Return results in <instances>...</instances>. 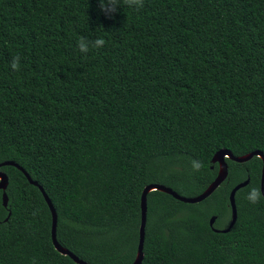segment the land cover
I'll return each instance as SVG.
<instances>
[{
	"label": "trees",
	"instance_id": "obj_1",
	"mask_svg": "<svg viewBox=\"0 0 264 264\" xmlns=\"http://www.w3.org/2000/svg\"><path fill=\"white\" fill-rule=\"evenodd\" d=\"M81 36L106 43L82 53ZM220 149L264 154V0H145L110 15L99 0H0V162L43 187L56 238L78 258L131 264L143 188L200 194ZM226 163L200 202L147 193L140 264H264V199H246L262 160ZM0 170V264H76L53 247L39 189ZM246 178L234 225L214 231L209 218L228 225L229 192Z\"/></svg>",
	"mask_w": 264,
	"mask_h": 264
},
{
	"label": "water",
	"instance_id": "obj_2",
	"mask_svg": "<svg viewBox=\"0 0 264 264\" xmlns=\"http://www.w3.org/2000/svg\"><path fill=\"white\" fill-rule=\"evenodd\" d=\"M253 156H257L262 160V168H261V176H260V187L264 189V154L261 151L255 150L240 156L233 155L229 150L227 149H220L218 150L212 157L211 162L216 163L218 165L217 174L212 182L198 195L196 196H183L179 193H177L172 188L162 185V184H149L145 186L141 192L140 196V224H139V232H138V245H137V251L135 258L131 264H140L142 258H143V242H144V234H145V224H146V215H147V193L152 190H158L164 193H167L171 196H173L175 199L185 202V203H197L208 196L212 194V192L226 179L228 175V166L226 163V158L238 163H243L248 160H250ZM14 166L18 170H20L28 182L32 185H35L39 191L41 192L48 208L51 214V227H50V236H51V242L53 244V247L55 250H57L62 255H67L69 258H71L76 264H90L87 263L80 258H78L73 252L70 250L64 248L60 245L56 238V227H57V214L55 211L54 206L52 205L50 199L46 195L43 187L38 184L35 180H33L29 174L17 163L9 160H5L0 162L1 166ZM249 182V178H246L244 181L237 183L229 192L228 195V202L230 207V220L228 222V225L225 228L218 229L213 227V224L216 220V216L212 215L209 218V225L210 227L216 231V232H227L230 230V228L234 225L236 218H237V210H236V204H235V193L238 189L244 187ZM8 185V177L5 172L0 170V190L2 191V205L3 207H7L8 204V197L6 194V188ZM10 215V211L8 212L5 221L8 219Z\"/></svg>",
	"mask_w": 264,
	"mask_h": 264
},
{
	"label": "clouds",
	"instance_id": "obj_3",
	"mask_svg": "<svg viewBox=\"0 0 264 264\" xmlns=\"http://www.w3.org/2000/svg\"><path fill=\"white\" fill-rule=\"evenodd\" d=\"M99 6L101 11L110 15L115 13L121 6L139 11L144 8L145 0H99ZM105 43L106 41L100 37H97L94 41H87L84 36H81L77 46L82 53H88L92 49L102 48ZM20 60L21 57L19 55L13 57L11 67L14 71L20 70ZM192 168L194 172H200L203 170L204 164L201 161L193 160ZM246 199L252 204L260 203L264 199V189L262 187L251 188ZM32 264H36L35 258H33Z\"/></svg>",
	"mask_w": 264,
	"mask_h": 264
}]
</instances>
